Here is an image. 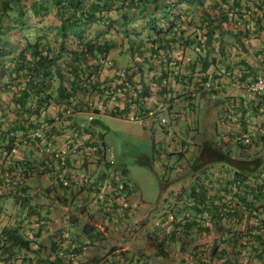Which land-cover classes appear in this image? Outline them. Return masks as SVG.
<instances>
[{"label": "crops", "instance_id": "0c3cea01", "mask_svg": "<svg viewBox=\"0 0 264 264\" xmlns=\"http://www.w3.org/2000/svg\"><path fill=\"white\" fill-rule=\"evenodd\" d=\"M257 43L251 42L255 47ZM119 51L109 52L100 64L99 95L78 98L88 106L70 116L77 123L66 121L68 128L44 149L15 150L4 163L0 156L4 168L22 159L36 165L34 176L27 180L35 215L27 217L26 208L15 214L12 200H5L0 227L8 220L16 223L34 246L76 241L85 246V258H104L113 248L116 254L126 252L147 264H220L210 255L214 223L201 216L203 204L196 201L201 190L207 202L229 199L222 189L234 194V173L253 158L264 164V94L247 88L259 77L264 79V66L250 50L237 55L256 69L254 78H240L242 71L236 65L219 84L194 87L193 81L189 85L183 79L193 59L187 51L174 46L170 52L146 55L148 62L142 67L135 64L138 56L130 58L125 50ZM116 112L119 116H113ZM106 117L133 120L152 132L157 124L171 137L163 156L159 152L166 178L155 203L137 199L126 168L103 161L100 150L107 146L97 128ZM245 225L224 224L230 230H243Z\"/></svg>", "mask_w": 264, "mask_h": 264}, {"label": "trees", "instance_id": "16d2710c", "mask_svg": "<svg viewBox=\"0 0 264 264\" xmlns=\"http://www.w3.org/2000/svg\"><path fill=\"white\" fill-rule=\"evenodd\" d=\"M174 46L193 57L183 76L189 85L219 84L236 65L240 78H254L256 69L237 54L251 50L264 66V0H0L3 163L15 150L46 148L68 128L66 121L77 123L70 116L88 106L78 98L99 95V60L109 52L125 50L130 58L138 56L135 64L142 67L146 55ZM240 168L234 173V194L222 189L229 199L207 202L201 190L196 203L203 204L201 216L214 223L210 255L215 262L264 264V164L253 158ZM35 171L29 159L0 166V213L1 203L12 200L15 214L26 208L27 217L35 215L27 183ZM234 222L247 225L243 230L224 226ZM7 223L0 227V264H147L113 248L104 258H85V246L67 239L34 246L19 233L20 226Z\"/></svg>", "mask_w": 264, "mask_h": 264}, {"label": "rangeland", "instance_id": "374dc122", "mask_svg": "<svg viewBox=\"0 0 264 264\" xmlns=\"http://www.w3.org/2000/svg\"><path fill=\"white\" fill-rule=\"evenodd\" d=\"M101 122L97 129L104 144L113 151L116 164L126 168V179L134 187L135 196L145 204L155 203L163 192L160 184L166 178L159 152L163 156L171 137L163 134L157 124L152 132L149 126L119 117L102 118ZM100 152L102 156L103 149Z\"/></svg>", "mask_w": 264, "mask_h": 264}, {"label": "built area", "instance_id": "2783aa9c", "mask_svg": "<svg viewBox=\"0 0 264 264\" xmlns=\"http://www.w3.org/2000/svg\"><path fill=\"white\" fill-rule=\"evenodd\" d=\"M100 63H104L103 60H99ZM205 86H209L208 84H205ZM248 91L253 94H264V79L262 77H259L252 83L248 85ZM166 120L162 119L161 123L165 124ZM262 133H264V130H262ZM103 153H102V158L105 163L109 164L110 166H113L115 161H114V153L111 149L109 148H102Z\"/></svg>", "mask_w": 264, "mask_h": 264}]
</instances>
